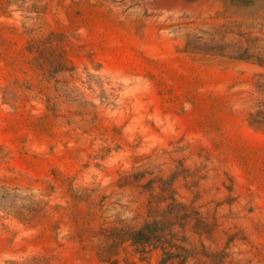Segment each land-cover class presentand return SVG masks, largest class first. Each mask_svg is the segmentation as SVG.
<instances>
[{"label": "rangeland", "instance_id": "374dc122", "mask_svg": "<svg viewBox=\"0 0 264 264\" xmlns=\"http://www.w3.org/2000/svg\"><path fill=\"white\" fill-rule=\"evenodd\" d=\"M150 202L173 264H264V0H0V264H103Z\"/></svg>", "mask_w": 264, "mask_h": 264}, {"label": "trees", "instance_id": "16d2710c", "mask_svg": "<svg viewBox=\"0 0 264 264\" xmlns=\"http://www.w3.org/2000/svg\"><path fill=\"white\" fill-rule=\"evenodd\" d=\"M173 210V209H172ZM164 212L159 204L150 202L147 220L138 228L113 227L102 234L99 256L103 264H120L117 255L124 243L161 249L164 257L162 264H173L174 253L169 239L174 223V211ZM184 264V263H178Z\"/></svg>", "mask_w": 264, "mask_h": 264}]
</instances>
